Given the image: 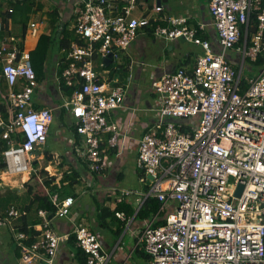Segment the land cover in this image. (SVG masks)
I'll use <instances>...</instances> for the list:
<instances>
[{
	"label": "built area",
	"instance_id": "2783aa9c",
	"mask_svg": "<svg viewBox=\"0 0 264 264\" xmlns=\"http://www.w3.org/2000/svg\"><path fill=\"white\" fill-rule=\"evenodd\" d=\"M94 1L74 8V26L84 43L72 44L63 78L69 85L84 80L66 107L84 135L85 158L91 169L100 170L108 162L100 148L102 132L113 130L110 142L118 140L117 126L108 123L107 115L123 106L128 86L115 84L109 69H103L106 75L98 71L92 59L95 43H101L96 51L102 65H108L131 47L152 18L159 19L155 16L164 6L136 17L139 0H124L118 10L115 0ZM208 5L216 44L202 36L205 23L192 25L187 18L170 17L168 25L159 23L154 30L157 37L185 39L203 52L191 69L179 66L152 82L161 104L157 121L140 139L137 165L151 178L149 194L162 205L174 200L177 206L163 224L150 223L139 234L149 264H264V72L246 76V84L242 80L246 61L264 52V0H208ZM0 58L7 60L0 78L9 85L11 106L10 121L0 117L8 146L0 144V158L12 175L31 172L32 155L46 142L54 112L33 105L38 81L30 52L5 46ZM75 201L74 196L54 200L51 216H69ZM38 213L42 230L31 244L26 243L29 233L13 223L22 214L14 205L6 216L0 214V225L10 229L24 263L57 264L70 233L58 232L47 210ZM117 215L127 217L125 212ZM73 232L87 253L86 264H111L98 235L83 224L74 225Z\"/></svg>",
	"mask_w": 264,
	"mask_h": 264
},
{
	"label": "crops",
	"instance_id": "0c3cea01",
	"mask_svg": "<svg viewBox=\"0 0 264 264\" xmlns=\"http://www.w3.org/2000/svg\"><path fill=\"white\" fill-rule=\"evenodd\" d=\"M11 1L15 2L16 0H0L2 13L11 8ZM36 1L43 2L45 8L43 10L32 9L29 14L16 11L14 17L10 15L1 17L0 15V50L5 46L12 50L13 45L22 42L24 50L31 52L36 48L41 35L51 32L48 20L47 23L44 22V18L47 19L46 12L47 9H50L47 5L50 2L49 0L48 2L47 0ZM76 2L77 0H57L56 2L51 0L53 8L54 5H60L61 20L69 23L70 27L74 25L73 8H75ZM202 2L201 0H139L134 16L147 15L154 10V7L161 4L164 6L163 10L159 14L153 12L157 15L155 17L159 18L157 21L160 24L168 25L170 17L187 18L192 25L203 22L206 24L204 33H209L210 40L216 44L217 34L209 11L208 0ZM192 9H195L194 13H192ZM27 16H29L27 27L23 29V20ZM2 23L3 26H1ZM32 23H36V25L33 27ZM148 37H151L153 41L160 38L155 35V32L152 34L149 29L142 28L132 46L138 52V57L148 54ZM160 40H162L161 45L165 50V61L164 64L160 63L156 67L157 75L172 72L179 66L191 69L196 57L203 52L201 46H195L198 48L197 50L185 51L181 46L180 39L161 38ZM59 55L61 56V52L55 54L53 63H50L48 68L46 67L47 76L38 80L32 100L36 108L53 109L54 121L60 122L61 130L59 132H63L61 138L57 137L61 144L58 143L57 147H51L48 143L53 121L46 142L39 146L32 155L33 170L31 172L12 175L6 171V164L0 158V214H4L13 203L21 206L30 203L39 193L51 195V192L55 190L51 186H57L65 172L76 170L80 176L67 190L64 187L63 193V196H74L76 200L70 215L66 217L51 216L52 225L57 231L70 233L69 238L60 246L57 264H83L82 254H80L73 237L70 238L76 220L80 219L85 220L92 230L101 235L103 248L110 255L111 264H149L147 253L138 242L139 234L150 223L153 225L163 224L167 215L177 206L176 201L169 200L164 205L161 203L160 208L157 211H151L149 216H140V211L143 208L150 209L147 206V200L155 197L149 194L151 178H148L137 165L139 142L144 133L157 121L160 105L156 106L153 99H157L158 102L159 96L151 88L152 96L137 104L136 81L140 78L142 70L136 68L137 77L128 88L123 106L107 115L108 123L117 126L118 140L117 144L113 145L110 139L116 133L113 130L102 132V149L103 153L108 155V162L104 172L96 175L91 172L85 160L84 135L76 131L75 118L66 107L70 98L60 86ZM6 61L0 58V69L3 62ZM262 70L264 67L257 70L254 75L259 74ZM98 71L106 75L103 68H98ZM4 81L0 83V104L3 102L7 104L6 100H8V97L6 100L1 99L2 92L6 90ZM7 114L9 117L8 112ZM0 117L5 120L2 112H0ZM41 169H45L47 176L53 178L50 185L44 182L47 176L39 174ZM126 190H130L131 193H126ZM129 207L132 209L131 212H128ZM116 212H125L127 217L125 219L118 218ZM28 219L31 224L35 221L36 227H39L42 217L36 206L31 209ZM4 227L6 226L0 225V264H26L21 260V250L14 243L11 233L9 236L4 232ZM7 229L10 232L9 228Z\"/></svg>",
	"mask_w": 264,
	"mask_h": 264
},
{
	"label": "trees",
	"instance_id": "16d2710c",
	"mask_svg": "<svg viewBox=\"0 0 264 264\" xmlns=\"http://www.w3.org/2000/svg\"><path fill=\"white\" fill-rule=\"evenodd\" d=\"M53 1L56 2L57 0H53ZM96 2H98V1L96 0ZM77 3L84 5L86 3V0H84V1L83 0H77L76 4ZM123 3H125L124 0H115L116 9L117 8L121 9V7H122L121 5H123ZM44 8H45V4L43 2H40V1L37 2L36 0H16L15 2L11 1V8L9 10H7L6 12H3V13L0 11V15H1V17H4L5 15H10L11 17H14L16 11L29 14V12H31L32 9L33 10H35V9L43 10ZM73 10H74V8H73ZM46 13H47L46 14L47 15V20H48V23H49L50 28H51V32L49 34L48 33H43L41 35L40 39H39V42H38L36 48L30 52V56H31V60H32V63H33V67H34L35 72H36L37 81L38 80H42V79H44L47 76L46 67L48 68L50 63H52L51 61H54L55 54L61 52V56L59 55V60H58V76L60 77L59 78L60 79L59 80L60 81V86H61V89L64 91V93L69 98H71V96H72L73 92L75 91V89L78 88L81 85V83L84 82V80L76 78L75 79V83L72 84V85H69V84H67L65 82V80L63 78V71L70 64V60L71 59L68 58V53L71 50L72 44L74 42L84 43V40H82L80 34L76 32V27L74 25H73V27H70L69 23H66L65 21L63 22V20H61V18H62L61 14L62 13H61V10H60V5H58V4L54 5V8L52 7V9L51 8L47 9ZM115 14H116V12H115ZM73 16H74L73 17L74 24L77 25V23H78L77 18L78 17L74 13H73ZM28 19H29V16H27L23 20V26H24L23 29H26L27 23H28L27 22ZM188 23H189V20H188ZM158 24H159V22L157 20H152L149 25L144 26V27L147 28V30L149 29L150 33L153 34L154 33V29H155V27ZM1 26H3V23L1 24ZM202 36L204 38L210 40L209 37L211 35L209 33H204ZM244 39H245V30L243 29L240 42L241 43L244 42ZM100 44H101L100 42L99 43H95V52H94V55L92 57V59L94 61V64H95V67L97 69L98 68H100V69L101 68L109 69L110 70L109 71V76L111 78H113V79L119 78V79H117V82H114L115 84L125 85V86H128V88H129V86L131 85L133 80H135V77H137L136 72L133 69V66L136 64L134 59H133V57L131 55H126L125 54L123 56V58H122V60H124V63H119L117 66H113V62L115 61V59L121 57L122 52H120L119 56L115 57L112 60V62H110L108 65H106V64L102 65L103 58L96 51V49H98V46ZM17 46H18L20 51L24 49L22 42H21V44H17ZM124 51L126 52L127 50H124ZM247 61H248V64L245 63L244 68L242 70L243 84L244 83L246 84L245 77L247 75H244V71H245V66L246 65H248L247 68L250 71H252V72H255L256 70L262 69L264 67V52L260 53L255 60L248 59ZM237 67H239V65ZM162 75L163 74L157 75V73L155 72L152 75L153 78L151 80V86H152V82L156 78H159ZM3 81L4 80L2 78H0V83L1 82L3 83ZM4 82H5V85H6V90H4L2 92V94H1V99L2 100H6L7 99L8 92L10 90L8 83L6 81H4ZM17 86H20V85H17ZM17 89H20V87L19 88L17 87ZM7 104L4 103V102L0 104V112H2V115H3V117L5 118L6 121H10L9 117H11V116L8 117L7 112L10 115L11 106H10L9 103H7ZM76 131H77V129H76ZM15 137L17 139H20V133L15 134ZM0 144L2 145V147L4 149L8 147L5 139H3V137H2L1 131H0ZM100 148L102 149V143L100 145ZM85 160L87 161V165L89 166V169L91 170V172H94L96 175L102 174L104 172V170L106 169V167H107L106 166L105 168L100 169V170H93L90 167V161L87 158H85ZM39 174L41 176H47V171L45 169H41V170H39ZM78 176H80V174L76 170H73L71 172H65V175L62 177L60 183H58L57 186L56 185L51 186L53 189H55V190H53V192H51V195H48V194H45V193H39V194L36 195L34 200L30 201V203L24 204L23 206L18 205L16 203H13V204L10 205V206L14 205L15 207H17L18 209H20L22 211V214H20L17 217H13L12 220H13V223H14V225L16 227H18L22 231H25V232L29 233L30 237H29L28 240H26L27 244H31V242H33V240H35L41 234V230H42V227H41L42 221H41L39 227H36L35 221L32 222V224L29 221L28 215L31 212V209L34 206H36L38 208V211H39V209H45L49 213V216L53 215V213L56 210V206H55L54 200L59 201V200L64 199V197H65V196H63L64 190H65L64 187H66V190L69 187H71L74 184L73 182H75V179ZM52 179H53L52 177H48L47 176L44 182L47 185H50L51 182H52ZM61 191H62V193H61ZM10 206L8 207V209L10 208ZM147 206H149L150 209L143 208V210L140 211V216L141 217H147V216H149L151 211H157L160 208V206H161V202L156 197L153 198V199L149 198L147 200ZM8 209L6 210V212L4 214H2V216H6V214L8 212ZM131 211H132V209H131V207H129L128 208V212H131ZM115 214H116V216L118 218H120L117 215V212ZM77 224H83V225L87 226L93 233H95L96 235H98L101 238V235L98 232L92 230L87 225L85 220H83V219L76 220L75 225H77ZM5 226L8 227L7 225H5ZM10 233H11V231H10ZM11 235H12V238L14 240V243L18 247L17 242H16V240H15V238H14L12 233H11ZM72 237H73V240L76 243L77 238H76V234L74 232L71 234L70 238H72ZM77 247L79 249L80 254H82L81 261L83 262V264H86L87 253L82 248H80L79 246H77ZM18 248L21 250L20 247H18ZM143 249L145 250V253H147V251L144 248V246H143ZM147 255L149 257L148 253H147Z\"/></svg>",
	"mask_w": 264,
	"mask_h": 264
},
{
	"label": "rangeland",
	"instance_id": "374dc122",
	"mask_svg": "<svg viewBox=\"0 0 264 264\" xmlns=\"http://www.w3.org/2000/svg\"><path fill=\"white\" fill-rule=\"evenodd\" d=\"M200 1V0H198ZM203 0H201L202 2ZM48 2V0H47ZM50 4H48V8L53 7L51 0H49ZM203 3V2H202ZM195 12V9H192V13ZM44 22L47 23V19L44 18ZM36 25V24H35ZM161 38L157 39L156 41H153V39L151 37H148V41H147V49H148V54L147 55H142L140 57L137 56V51L132 48L133 43L131 45L130 48L127 49V51L123 52L121 54L120 58H116L115 61L113 62V66H117L119 63H124V60H122L123 56L126 55H131L135 61V65L133 66V69L135 70L136 68H140L142 70V72H140V78L138 79V81H136V88H137V104H140L142 101L150 98L151 95V80H152V75L155 73V69L158 65L164 64L165 61V50L163 48L162 44V40H160ZM181 46L183 47V49L186 50H197L198 48L195 46H199V45H195L193 43L187 42L185 40H181ZM240 60V58L238 59ZM53 63V61H51ZM143 63V64H142ZM237 64V62H236ZM246 64H248V61H246ZM248 65L245 66V71H244V75H250L253 74L255 72H257V70L255 72L250 71L247 68ZM259 70V69H258ZM128 72V71H127ZM6 102L8 103V100H6ZM154 104H156V106L160 105V101L158 99L155 100V98L153 99ZM61 130L60 128V122L58 120L54 121L53 125H52V129H51V133L49 135V139H48V143L50 144L51 147L53 146H58V143L61 144V142L57 139V137L61 138L63 132H59ZM65 142V141H64ZM59 144V145H60ZM26 173V172H25ZM22 174V173H21ZM8 228V227H7ZM6 227H4L3 231L6 232L9 236H10V232L8 231ZM2 229V227H1ZM1 235V233H0Z\"/></svg>",
	"mask_w": 264,
	"mask_h": 264
},
{
	"label": "water",
	"instance_id": "95a60500",
	"mask_svg": "<svg viewBox=\"0 0 264 264\" xmlns=\"http://www.w3.org/2000/svg\"><path fill=\"white\" fill-rule=\"evenodd\" d=\"M0 130H1V129H0ZM242 187H243V185H240V187H239V189H238V191H237L238 194L241 193Z\"/></svg>",
	"mask_w": 264,
	"mask_h": 264
},
{
	"label": "clouds",
	"instance_id": "9594fccd",
	"mask_svg": "<svg viewBox=\"0 0 264 264\" xmlns=\"http://www.w3.org/2000/svg\"><path fill=\"white\" fill-rule=\"evenodd\" d=\"M261 72H264V70H262ZM261 72H260V73H261ZM260 73H259V74H260ZM257 75H258V74H257ZM151 88H152V86H151ZM152 90H153V89H152ZM153 92H154V91H153ZM47 136H48V135H47Z\"/></svg>",
	"mask_w": 264,
	"mask_h": 264
}]
</instances>
